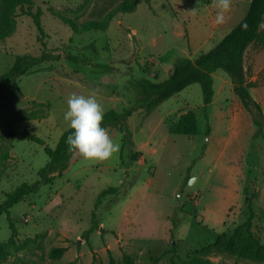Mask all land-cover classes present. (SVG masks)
Here are the masks:
<instances>
[{
    "label": "rangeland",
    "instance_id": "1",
    "mask_svg": "<svg viewBox=\"0 0 264 264\" xmlns=\"http://www.w3.org/2000/svg\"><path fill=\"white\" fill-rule=\"evenodd\" d=\"M27 1L32 12L41 13L45 49L61 58L5 88L0 149L10 158L0 164V204L21 183L35 181L47 164L43 148L54 149L69 129L63 117L71 93L98 90L104 113H121L135 98L129 82L164 80L176 58L193 59L210 50L249 4L232 0L226 23L216 25L213 0H136L133 12L109 21L107 13L123 0ZM57 16L69 19L75 30ZM88 21L102 22L105 31L82 32ZM36 38L32 19L16 9L11 34L0 43V76L17 55L40 54ZM65 54L109 65L113 72L70 63ZM244 67L255 84L249 93L264 115V46L249 47ZM213 81L207 121L201 89L193 84L148 115L141 109L131 114L126 126L133 146L123 150L121 160L119 152L104 162L74 152L59 177L10 209L9 221L0 217V264H264V258L239 257L224 245L246 220L244 198L253 190L259 193L252 205L253 233L264 245V146L253 138L255 127L246 113L244 127L236 121L239 100L229 77L217 71ZM187 112L196 115V135L169 134L168 126ZM108 132L121 146V134ZM107 188L118 192L102 199L95 211L98 229L86 240L82 234L90 227L96 199Z\"/></svg>",
    "mask_w": 264,
    "mask_h": 264
},
{
    "label": "trees",
    "instance_id": "2",
    "mask_svg": "<svg viewBox=\"0 0 264 264\" xmlns=\"http://www.w3.org/2000/svg\"><path fill=\"white\" fill-rule=\"evenodd\" d=\"M135 1H121L107 13L105 21L111 20L116 14L133 12ZM145 1L149 2L150 0ZM248 2L247 10L241 20L225 33L210 50L199 53L193 59L188 57L176 58L172 64L171 71L162 81L141 78L129 82L128 85L135 94L133 104L125 108L121 113L108 110L104 113L101 124L102 127L115 129L121 134L120 160L123 150L128 149L130 152L133 146L132 135L126 126V122L136 109H141L145 115H148L153 109L185 88L198 84L202 94L204 119L207 121V110L214 98L213 74L217 71H221L229 77L234 95L238 98L243 110L248 114L251 123L255 127L253 138L260 139L264 146V115L260 105L252 99L249 93V90L254 88L255 84L247 80V72L244 67V59L249 47L257 45L258 48H261L264 46V28H260L261 23L264 22V0H248ZM16 9H19L22 15L32 19L37 32L36 39L42 50L38 56L25 54L15 57L12 66L0 76V102L6 96L5 88L8 85L16 86L19 77L34 72L33 69L42 63L55 62L61 58V55L45 49L44 39L47 38V35L40 23L41 13L39 10L32 12V3L27 0H0V43L11 34V17ZM57 18L61 23L75 30L74 24L69 19L60 16H57ZM244 24L248 25L247 30L243 28ZM105 28L106 26L100 21H88L81 26L80 30L82 32L90 30L105 31ZM64 58L73 64L92 66L100 73L113 72V67L93 64L82 56L65 54ZM73 131V129L69 128L64 132L58 139L54 149H50L47 146L43 148L48 159L47 164L37 172L35 181L30 184L21 183L12 192L5 195L3 202L0 204V217L5 216L7 221H9V211L14 205L21 202L25 197L37 194L42 186L51 184L67 169L69 160L74 152L68 151L66 139ZM209 131L210 127L206 124L205 133L208 135ZM168 132L169 134L186 137L195 136L197 133L195 113L187 112L180 116L176 122L168 126ZM26 137L29 141L42 145V141L37 137L29 133H26ZM9 158V151L1 148L0 164ZM117 192V188H107L98 195L90 227L83 232V238L87 240L89 234L98 229L95 211L102 199ZM258 196V191L253 190L249 196L244 198V205L247 209L246 220L238 225L229 237L224 239V245L227 250H235L239 257H249L254 260L264 258V245L253 233L255 215L252 205L258 199ZM9 229L11 238H13L15 229L10 223ZM63 251L64 249H60L57 254L59 255ZM197 262L202 263L203 261L198 260Z\"/></svg>",
    "mask_w": 264,
    "mask_h": 264
},
{
    "label": "clouds",
    "instance_id": "3",
    "mask_svg": "<svg viewBox=\"0 0 264 264\" xmlns=\"http://www.w3.org/2000/svg\"><path fill=\"white\" fill-rule=\"evenodd\" d=\"M213 5L217 9L215 24H225L232 0H213ZM243 28L247 30L248 25L244 24ZM260 28H264V22ZM97 97L98 90L95 89L87 96L71 93L63 119L74 130L66 139L68 151L78 152L87 161L104 162L120 151V144L112 139L107 128L101 126L105 110Z\"/></svg>",
    "mask_w": 264,
    "mask_h": 264
},
{
    "label": "crops",
    "instance_id": "4",
    "mask_svg": "<svg viewBox=\"0 0 264 264\" xmlns=\"http://www.w3.org/2000/svg\"><path fill=\"white\" fill-rule=\"evenodd\" d=\"M227 33V32H226ZM245 60V59H244ZM257 102V101H256ZM258 103V102H257ZM259 104V103H258ZM234 110L236 111V113H237V120L236 121H238L239 120V122L241 123V128L242 127H244V125H246V123H245V120L247 119L245 116H246V112L243 110V108H242V106H241V104L239 103V104H237V105H235V107H234ZM246 113V114H245ZM248 115V114H247ZM253 135V134H252Z\"/></svg>",
    "mask_w": 264,
    "mask_h": 264
}]
</instances>
